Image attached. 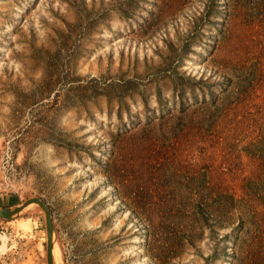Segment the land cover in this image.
Instances as JSON below:
<instances>
[{"label":"rangeland","instance_id":"rangeland-1","mask_svg":"<svg viewBox=\"0 0 264 264\" xmlns=\"http://www.w3.org/2000/svg\"><path fill=\"white\" fill-rule=\"evenodd\" d=\"M35 197L62 264H264V0H0V207ZM47 246L0 219V264Z\"/></svg>","mask_w":264,"mask_h":264},{"label":"water","instance_id":"water-1","mask_svg":"<svg viewBox=\"0 0 264 264\" xmlns=\"http://www.w3.org/2000/svg\"><path fill=\"white\" fill-rule=\"evenodd\" d=\"M33 206L39 207L45 213L47 238H48V246H47L48 264H57V260L55 259V255H54L55 247L57 246V243H56L52 212L45 201H43L41 198L35 197L29 199L28 201H26L21 205H17L13 207H0V219L6 222L15 220Z\"/></svg>","mask_w":264,"mask_h":264},{"label":"bare ground","instance_id":"bare-ground-1","mask_svg":"<svg viewBox=\"0 0 264 264\" xmlns=\"http://www.w3.org/2000/svg\"><path fill=\"white\" fill-rule=\"evenodd\" d=\"M73 224H75L74 221H73ZM75 234H77V231H75ZM3 241H5V239ZM54 255H55V259L57 260V264H59V263L61 264L62 263L61 251H60V247L58 245L55 247Z\"/></svg>","mask_w":264,"mask_h":264}]
</instances>
